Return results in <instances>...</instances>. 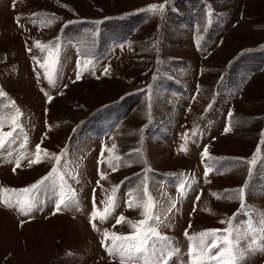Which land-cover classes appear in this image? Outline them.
<instances>
[{
  "label": "rangeland",
  "instance_id": "obj_1",
  "mask_svg": "<svg viewBox=\"0 0 264 264\" xmlns=\"http://www.w3.org/2000/svg\"><path fill=\"white\" fill-rule=\"evenodd\" d=\"M0 121V190L58 168L0 192V264H121L145 189L171 264L230 224L264 264V0H0Z\"/></svg>",
  "mask_w": 264,
  "mask_h": 264
},
{
  "label": "snow or ice",
  "instance_id": "obj_2",
  "mask_svg": "<svg viewBox=\"0 0 264 264\" xmlns=\"http://www.w3.org/2000/svg\"><path fill=\"white\" fill-rule=\"evenodd\" d=\"M164 5L159 6V10L163 11ZM157 9L156 5L149 6V11H155ZM39 46V45H37ZM51 47V46H47ZM58 56V53H57ZM79 67V66H78ZM107 72V70H105ZM77 79H79V73L77 74ZM52 81L50 80V83ZM4 127L2 121H0V129ZM8 136H12L9 132ZM4 145V139L0 135V147ZM115 147V146H113ZM185 150L186 149H182ZM41 152L40 146L37 145V155L35 159L29 160V164L40 163L41 158L39 153ZM45 154L46 150H45ZM203 155H207V149ZM56 163L59 165L60 156H56ZM255 163V160L251 162ZM16 166H20V160L16 161ZM15 171V169H14ZM58 173V168L53 167L50 170V174L42 178L40 182L30 188H24L20 190H0V192L8 191L13 195L17 196V203L19 204V210L27 215L35 207L37 202L34 200L30 193H34L38 187L45 181L51 179V177ZM101 178L103 174H101ZM244 189L239 190V194H243ZM115 192V189H113ZM145 201L144 197L139 198L137 206H143L144 212L142 215L145 216V220L139 221L136 224H131L130 226L134 229L133 235L119 236L115 233L112 234L113 244L106 247V251L110 256H118L121 264H171L173 257L178 253L169 239L157 231L159 224V217L155 215L154 207L155 202L152 201L151 197L147 194V189H145ZM23 198V199H21ZM5 203H10V201H4ZM95 206V201H93ZM61 205L68 207V203L62 197L56 204V210L59 211ZM131 206V202H130ZM116 203L114 198L109 200V207L105 209V212L100 216L101 222H104L112 212L115 211ZM96 213H93L92 219L94 220ZM126 218L121 216L117 219V224L124 221ZM152 223H148V221ZM224 223V221H221ZM146 225V226H145ZM93 228L96 230V225L93 223ZM253 225H249V231H252ZM219 230H207L204 233H200L197 237L191 238V243L189 247V264H241L247 250L240 248L241 235L234 229L231 224L229 228L225 230L226 234L223 237L217 235ZM261 237L264 238V226L260 227ZM105 237H109V233L105 231ZM186 237L188 236L187 231L185 232ZM247 239V237H244ZM117 241L119 243H117ZM253 244L256 243L255 240L252 241ZM215 250V251H213ZM255 250V249H251ZM260 250L264 251V247Z\"/></svg>",
  "mask_w": 264,
  "mask_h": 264
}]
</instances>
